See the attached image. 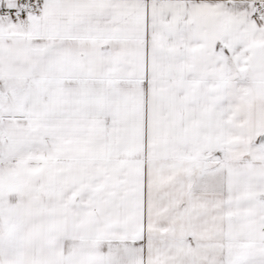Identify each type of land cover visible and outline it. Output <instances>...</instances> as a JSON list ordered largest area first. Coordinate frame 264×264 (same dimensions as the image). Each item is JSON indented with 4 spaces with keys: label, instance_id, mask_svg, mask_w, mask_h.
<instances>
[{
    "label": "snow or ice",
    "instance_id": "6c2138e0",
    "mask_svg": "<svg viewBox=\"0 0 264 264\" xmlns=\"http://www.w3.org/2000/svg\"><path fill=\"white\" fill-rule=\"evenodd\" d=\"M0 264H264V0H0Z\"/></svg>",
    "mask_w": 264,
    "mask_h": 264
}]
</instances>
